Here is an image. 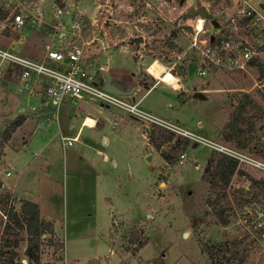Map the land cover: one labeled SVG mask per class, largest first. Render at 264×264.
Listing matches in <instances>:
<instances>
[{
  "label": "rangeland",
  "instance_id": "rangeland-1",
  "mask_svg": "<svg viewBox=\"0 0 264 264\" xmlns=\"http://www.w3.org/2000/svg\"><path fill=\"white\" fill-rule=\"evenodd\" d=\"M22 1L0 0V17H4L5 11L13 4ZM77 1L84 14L76 13L84 40L82 58L89 70L95 72L96 78L100 70L108 73L118 68L134 73L138 83L143 80L159 83L160 110L173 119H165L166 122L208 137L245 154L253 161L237 163V172L229 179L223 199L220 198L219 188L211 191L212 198L217 196L219 205L226 209L228 222L225 227H221L205 201L209 182H218L214 176L215 162L220 154H226L200 144L192 146L190 139L148 123L149 129L153 130V138L157 133L169 136L155 149L159 151L160 157L152 151L151 160L148 161L147 154L143 155L144 148L139 146L141 138L136 131L122 129L116 140L110 139L117 170L109 171L110 174L102 182L104 185L95 190L97 193L102 190L108 193L105 195L106 200L94 198L93 201L90 187L87 198L80 200L71 194L73 176L68 163L69 156L76 155L71 153L67 156L66 148L62 152L54 123H49L45 128L44 118H39V131L29 135V127H33L35 120L29 114H22L24 118L28 117L25 125L9 134L6 146L0 139V263H8V259L12 258L16 264H22L21 260L25 264H34L24 254L27 236L23 229L16 226L12 215L18 212L19 202L9 182L2 180L3 170L8 168L14 177L30 161L31 153L52 140L49 146L55 169L51 175V188L42 186L40 201L42 210L46 207L49 211L47 214L64 220L67 227L62 233L64 237L54 232L40 235L38 264H264V233L252 231L250 225H242L235 212L241 210L243 204L253 203L264 214V167L258 165L259 162L264 164L261 157L264 151V117L254 122L250 133L246 132L249 116H242L235 128L230 122L231 113L242 94H246L254 104L249 112L264 116V77L259 76L255 67L246 71L213 70L200 78H187L182 67H178L175 70L178 81L166 71L156 58L160 59V53L166 54L164 50L171 48L170 44L175 46L172 41L174 38L180 44V47L176 45L178 54L181 46L185 45V40L179 38L177 33L176 37L171 38L170 31H178L177 26L187 22H193L196 28L202 25L200 16L189 20L190 16L186 12L177 15L179 6L184 5L185 0L170 2L175 10H170V5L159 6L160 17L155 9L157 0H69V3L74 7ZM195 1L199 4L201 0ZM262 2L264 7V0ZM44 5L49 18L52 7L48 3ZM67 19V16L63 18L65 21ZM141 32L145 36L153 33V42L149 41L140 47L139 42L132 41ZM51 34L53 31L47 24L38 29L36 26L24 25L16 30L6 24L0 31V47L38 60ZM125 43L127 49H113ZM146 47L150 50L143 51ZM137 50L145 54L140 56ZM184 64L185 61H182ZM14 75L9 68L4 75L0 74V138L12 120L8 118L17 114L20 105L25 106V101L16 92L15 80L11 78ZM2 77L7 79L4 80L5 85L1 83ZM171 83L173 85L168 86ZM66 100L59 106V125L66 120L60 117L61 108L74 109ZM85 124L91 125L93 121L87 117ZM25 139L26 143L22 144ZM243 142L246 143L245 148H241ZM16 147H19L17 151ZM63 153L65 166L62 168ZM180 154H183V159L178 164ZM211 155L212 162L206 165L205 159L208 156L207 161ZM127 165H130L131 171L125 169ZM161 165L163 167L160 168ZM159 168L160 202L153 191L145 195L140 190L146 186L151 188ZM137 190H140L138 194ZM113 193L122 195L121 204H114ZM73 202L79 211L69 214ZM107 203L113 204V208L110 209ZM132 205H138L143 215L139 216ZM136 219H140L143 229L135 225ZM72 221L77 222L75 227H71L74 225ZM140 240L146 242L138 247L137 242ZM234 240L242 244L232 250L229 244Z\"/></svg>",
  "mask_w": 264,
  "mask_h": 264
},
{
  "label": "built area",
  "instance_id": "built-area-1",
  "mask_svg": "<svg viewBox=\"0 0 264 264\" xmlns=\"http://www.w3.org/2000/svg\"><path fill=\"white\" fill-rule=\"evenodd\" d=\"M170 2L174 3V0H159L157 7H168ZM184 2V5L179 6L180 11L177 15L186 12L189 8L203 6L209 18L201 17L200 28H195L191 22L179 24L178 31H170V33L174 36L177 33L185 40L180 54L176 47V45L180 47V44L173 40L175 46L166 48L164 50L166 54L160 53V59L156 58L164 65L166 71L177 78V81L179 79L175 70L178 67H182L185 77L200 78L213 70L246 71L256 68L257 65H264V7L262 4L253 7L249 0H209L206 6L196 3L195 0ZM44 3L52 7L53 11L49 18H47L49 13L45 10ZM75 7L69 3V0H23L22 3L13 4L5 11L4 17H0V31L6 24L12 30L24 25L36 26L38 29L47 24L53 31L50 35L51 39L43 45V55L38 60L0 47V63L4 65L0 73L6 72L7 68L15 73L16 92L22 101H25V106L20 105L17 108V115L33 114L44 118L47 124L57 119L59 106L64 99H69L72 104H75L77 100L85 98L97 101L100 105L120 108L147 124L162 126L168 131L190 139L194 144L204 145L224 153L235 159L237 163H252L253 160L245 154L166 122L163 117L144 114L119 95L106 91L103 87L104 78L100 72L99 77L96 78L95 72L90 71L87 64L83 62L84 40ZM170 10H175V6L170 5ZM65 16L68 17V22L63 20ZM162 19L164 20V17ZM193 19L194 17L189 18V20ZM182 61H185L184 65ZM191 62L193 70L189 76L188 64ZM171 85L173 84L168 86ZM29 100H33L32 103L27 102ZM84 121L85 118L81 124H84ZM77 136V134L72 138L60 136L61 146H70ZM262 142L264 144V140ZM177 159V163L181 164L183 154H180ZM258 165L264 167L263 163L259 162ZM4 174L8 176L10 172L5 171ZM255 206L253 203H245L241 206V210L235 212L242 225H250L252 231L262 234L264 233V214Z\"/></svg>",
  "mask_w": 264,
  "mask_h": 264
},
{
  "label": "crops",
  "instance_id": "crops-1",
  "mask_svg": "<svg viewBox=\"0 0 264 264\" xmlns=\"http://www.w3.org/2000/svg\"><path fill=\"white\" fill-rule=\"evenodd\" d=\"M158 1L159 0L155 2L156 3L155 9L157 10V15L160 17L159 9L157 7ZM208 1L209 0H201L199 4L206 6L208 5ZM249 3L251 6L256 7L257 4H262L263 2L262 0H249ZM145 4L146 7H148V3L146 2ZM75 10L78 13L83 14V12L79 9L78 1ZM149 21L151 22V24L153 23L152 20ZM94 23L96 24V21ZM170 36L172 38L176 37L172 33H170ZM137 37L140 38L139 46L142 47L146 43H150V42L152 43L154 35L153 33H151L145 36L144 33L141 32ZM178 37L180 38L179 35ZM174 39H172V41ZM126 45H127L126 43L125 45L123 44L116 45L113 49L124 50L127 49ZM146 50H150V49L146 47L143 51ZM136 52H138L139 55L141 56L145 54L144 52L142 53V51L140 50H137ZM3 66H4L3 63H0V69H3ZM107 72H108L107 74H109L111 78V81L115 85H117V87H119L122 90L132 89V91L127 95H119L124 101H126L129 104L135 105L136 108H138L144 114L163 117L171 121L173 120L168 118V115L164 112V110H160V91L157 88L159 86V83H153V82L150 83L144 80L138 83L136 82V76L134 75V73L131 72L127 73L122 70H119L118 68ZM1 73H3L4 75L6 72H1ZM11 78L12 80H15L16 76L15 75L13 77L11 76ZM1 80L2 83L4 80L7 79L2 77ZM155 80L158 81V79L156 78ZM4 82L6 84V81ZM66 101H68L71 104V106H73L74 109L67 110L66 108H64L65 106L61 108L62 115L60 117L62 119L65 117L66 120L63 121L65 123L59 125V117L57 116L56 120L47 122V124H45V128L48 126L49 123H54V127H56L58 138L60 136L72 138L76 134L78 135L77 139L74 142H72L70 146L62 147L61 144L59 145L60 148L62 149V152H64L66 148V151H68L67 156L71 153H74L76 155L73 157L70 155L68 162L69 170L71 172V175L73 176L71 194L72 196L75 195L74 198L80 200H84L85 198H87L90 187V190L91 189L93 190L92 193L93 196L91 197L93 201L94 198L99 199L101 201L106 200L105 195H107L108 193L106 192L103 193V190L97 193L95 190L98 188L100 189V186L104 185L102 182L105 181L106 176L110 174L108 173L109 171L117 170L118 164L115 160V153L111 147L110 139L112 141L116 140L120 136L122 129H129L132 131L133 130L136 131L139 138H141L139 146L144 148L143 155L147 154L148 161L151 160L152 151L156 152L157 155H159V151L157 152L152 147V145L148 140V129H149L148 124L136 118L134 115L127 113L126 111L117 108L115 106L104 105V104L100 105L97 101L87 100L85 98L77 100L75 104H72V102L69 99H67ZM166 105L168 106L169 103H167ZM16 115L8 119H13ZM29 116H32L35 120L33 127L32 126L29 127L31 128L29 129L30 130L29 135H31L32 133H36L37 131H39L38 121L40 119L39 117L33 114H29ZM87 117L93 121V124L91 125L81 124L82 120ZM27 118L28 117L24 118V121L18 127H16V129L25 125V121ZM173 122L177 124V122L175 121ZM188 131L203 136L190 129H188ZM207 134L209 135V133ZM51 142L52 140L46 141L44 145L39 147L38 151L31 153L30 161L27 163V165L19 169L18 173L14 174V177H12L13 173L7 168L3 170L1 178L5 182L7 183L9 182L8 185L10 189L13 191L14 197L16 198V200H18V202H20L21 200H25L36 204L38 208L39 219L43 222H50L52 224L54 234L60 233L61 235L62 233L65 232L67 227L65 221L64 220L60 221L58 217H55L51 213L47 214L46 212L49 211L46 209V207H44V209L42 210V205L40 201L41 198L40 191L42 189V186L45 187L47 186L48 188H51V183H52L51 175H53L52 172L55 169V164L51 156V148L49 146L50 145L49 143ZM25 143H26V139L23 141L22 144ZM191 145L194 146V143H192ZM18 149L19 147H16L15 151H17ZM2 154H3V149H2ZM62 157L63 158L61 160V166L63 168L65 166L64 153ZM158 157H160V155ZM152 163L154 162L152 161ZM204 164H202L200 168H202ZM161 167L163 166L161 165L160 168ZM160 168L157 169L154 175L155 177L151 185V188L149 186L148 188L147 186L144 188H140L141 191H144V193L142 194L145 195H148V191L149 192L153 191V194L156 195V200L159 202H160V186H159ZM125 169L131 171L130 165H127ZM4 171H9L10 174L8 176H5ZM139 191L137 190L136 193L138 194ZM113 194L114 195L112 199L114 200V204H118V205L121 204L122 195L119 196L116 195L115 193ZM107 206L110 209L113 208V204L107 203ZM132 209H136L138 211L137 214L139 216L143 215L138 205H136V207L132 205ZM78 211H79L78 207L75 205V202H73V204L70 207L69 214H74L75 212ZM145 215L148 216L149 214L145 213ZM62 216L64 217V212L62 213ZM135 221H136L135 225L136 226L139 225L143 229V225L140 219H136ZM72 222L74 225H72L71 227H75L77 225V222L76 221H72Z\"/></svg>",
  "mask_w": 264,
  "mask_h": 264
},
{
  "label": "trees",
  "instance_id": "trees-1",
  "mask_svg": "<svg viewBox=\"0 0 264 264\" xmlns=\"http://www.w3.org/2000/svg\"><path fill=\"white\" fill-rule=\"evenodd\" d=\"M173 44H170V47H172ZM257 70L260 77H264V65H257ZM254 104L249 99V97L246 94H242L239 101L237 102L235 108L233 109V112L231 113V120L232 128H235L238 121L242 116L247 115L249 116V122L248 127L246 129V132L250 133L253 131L254 122L256 120L262 119L264 116L262 114H254L249 112V108H253ZM264 120V119H263ZM24 121L23 115H16L8 124V128L5 134H3L2 138H0L4 143L8 140L9 134L13 132V130L18 127L22 122ZM160 130V128H159ZM163 132L164 129H161ZM153 130L148 129V140L152 147L154 149H158V146H160V143H163L164 141H167L169 138L168 135H160V133H157V136L155 138L152 137ZM3 143V144H4ZM246 143L241 144V148H245ZM206 161V165H209L212 162L213 155ZM261 157L264 159V151L261 154ZM214 167V176L217 177L218 182H214L211 180L209 182V189L206 197V205L208 207H211L213 211V215L216 219V222L221 226L225 227L227 225V217L225 215L226 209L219 205V199L217 196H214L212 198L211 191L214 190V188L220 189V198L225 197V189L228 186L229 179L231 176L237 172V161L235 159H232L226 155L220 154V157L216 160ZM12 215L14 216V222L16 226L20 229H23L27 238H26V245L24 249V254L28 257L29 260L34 262V264H38V250L40 246V235L43 233L46 234H52L53 228L52 224L50 222H43L39 219L38 215V208L36 204L21 200L19 202V209L18 212H13ZM145 240H140L137 242L138 247H141L145 244ZM242 242L238 240H234L229 244V248L234 250L239 245H241ZM0 264H16L15 261H13L12 258L8 259L7 262H1ZM20 264V263H17Z\"/></svg>",
  "mask_w": 264,
  "mask_h": 264
},
{
  "label": "water",
  "instance_id": "water-1",
  "mask_svg": "<svg viewBox=\"0 0 264 264\" xmlns=\"http://www.w3.org/2000/svg\"><path fill=\"white\" fill-rule=\"evenodd\" d=\"M186 14L188 16H190V18H193L196 15H198L200 17H203V18H209V14L206 13V11L203 8V6H198L196 8H189V9H187ZM132 41L139 42L140 41V38L139 37H136ZM192 70H193V63L191 62V63L188 64V75L189 76H191ZM100 73L104 77L103 87H104V89L106 91L111 92V93L116 94V95H127V94H129L132 91V89H130V90H122L119 87H117V85H115L111 81V78H110L109 74H107L105 71L100 70ZM2 83L5 84L4 81ZM14 261L16 262V260H14ZM21 263L22 264H25V261L24 260H21Z\"/></svg>",
  "mask_w": 264,
  "mask_h": 264
},
{
  "label": "bare ground",
  "instance_id": "bare-ground-1",
  "mask_svg": "<svg viewBox=\"0 0 264 264\" xmlns=\"http://www.w3.org/2000/svg\"><path fill=\"white\" fill-rule=\"evenodd\" d=\"M192 23H193V22H192ZM192 23H191V24H192ZM192 25H193V24H192ZM193 26H194V25H193ZM195 28H196V27H195ZM84 124H85V121H84Z\"/></svg>",
  "mask_w": 264,
  "mask_h": 264
}]
</instances>
